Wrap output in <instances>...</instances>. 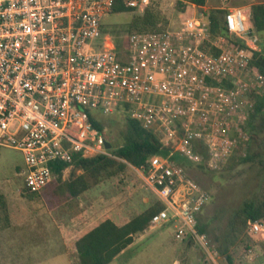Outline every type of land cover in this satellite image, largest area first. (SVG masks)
I'll return each instance as SVG.
<instances>
[{
  "label": "built area",
  "instance_id": "2783aa9c",
  "mask_svg": "<svg viewBox=\"0 0 264 264\" xmlns=\"http://www.w3.org/2000/svg\"><path fill=\"white\" fill-rule=\"evenodd\" d=\"M117 1L0 0V148L22 154L24 185L41 194L57 163L115 158L89 116L108 119L122 108L168 151L148 169L129 165L164 205L149 230L173 229L210 256L199 220L211 198L173 157L219 171L246 156L248 122L264 96V78L251 66L257 35L238 8L220 9L224 33L215 35L209 12L193 5L195 15L161 32L131 33L118 49L102 40ZM120 1L141 14L152 2ZM248 229L264 231L255 222Z\"/></svg>",
  "mask_w": 264,
  "mask_h": 264
},
{
  "label": "rangeland",
  "instance_id": "374dc122",
  "mask_svg": "<svg viewBox=\"0 0 264 264\" xmlns=\"http://www.w3.org/2000/svg\"><path fill=\"white\" fill-rule=\"evenodd\" d=\"M155 1L170 23H178L181 17L197 13V9L191 7L193 5L189 4V0ZM256 1L227 0V6H245ZM179 3L186 5L185 15L179 10ZM208 5L220 7L224 2L209 0ZM246 12L245 10V17H248ZM133 15L134 13H124L108 16L103 22L102 40L106 41L109 37L118 49L127 47L128 36L131 34L128 27ZM256 38L257 47L264 54V34ZM120 121H122L120 116H112L105 120L106 126L111 127L110 138L113 141V148L120 128L117 123ZM229 163L219 171L186 167L189 175L211 198L200 217L207 230L210 256L195 244L177 240L173 229L162 227L156 230L148 229L135 236L133 245L113 264H230L229 258L231 264H264V231L262 234H252L247 228L244 234L235 239L228 229L231 216L245 200L255 197L260 191L264 182V154L255 163L241 164L234 169L229 168ZM24 170L25 163L20 152L0 148V194L5 196L9 205L13 223L10 229H17L20 224L28 225L27 228L32 229H56L54 241L40 235L37 244H29L25 258L19 259L5 249L6 231L0 229V264H77L70 252L71 244L63 247L60 241V238L65 237L61 233H67V230L71 229L72 221L59 210H52L51 193H41L40 198L32 201L25 198L22 176ZM70 171L71 169H67L64 172V179L69 177ZM156 200L154 193L129 167L124 174L105 181L86 193L81 209L86 210L92 220L108 212L117 222H122L143 212ZM3 222L5 221L3 220L2 224ZM12 234L14 235L12 243L15 244V232ZM67 238H64V241ZM224 247L229 249V258L222 253Z\"/></svg>",
  "mask_w": 264,
  "mask_h": 264
},
{
  "label": "trees",
  "instance_id": "16d2710c",
  "mask_svg": "<svg viewBox=\"0 0 264 264\" xmlns=\"http://www.w3.org/2000/svg\"><path fill=\"white\" fill-rule=\"evenodd\" d=\"M206 1L189 0V4L199 7L201 10L205 7ZM179 6L180 12L185 13L186 5L179 3ZM124 13H134L128 27L130 33L161 32L170 24L155 0H152L142 14L135 13L118 0L111 15ZM223 14L224 12L220 10L209 11L211 29L215 35L224 33ZM250 21L254 34L262 36L264 34L263 4H256L250 8ZM251 66L257 69L264 78V54L262 51L252 52ZM117 116L122 117V121L117 123L120 127L117 133L118 138L111 151L115 158L98 156L85 159L75 156L71 163H57L52 168L54 179L43 192L44 194L51 193L52 210H59L72 221L71 229L67 230V235L72 242L71 255L76 259L77 264H113L126 249L133 245L135 236L148 231L152 217L164 209V205L156 200L143 212L122 222H117L108 212L102 214L100 218L92 220L90 214L81 209V203L86 193L103 182L124 174L129 165L139 169H148L149 161L153 156L168 155V151L162 148L156 137L136 121L127 118L122 108L119 109ZM105 120L89 116V121L94 128L98 129L112 144L111 127L106 126ZM247 128L250 143L246 156L232 159L228 165L230 169L245 163H255L264 154V96L258 97ZM173 160L188 168L206 169L204 165L196 166L178 155H175ZM67 169H71L70 175L64 179V172ZM23 190L25 198L31 201L42 196V194L29 193L25 185ZM8 206L5 196L0 194V229L11 227L12 220ZM3 220L5 222L2 224ZM249 222L259 223L264 228V182L258 195L245 200L231 216L228 223L229 233L238 239L247 230ZM199 232L205 235L207 233L206 227L200 220ZM187 243L192 244L191 242ZM228 250L224 247L222 253L229 258ZM229 263H232L230 258Z\"/></svg>",
  "mask_w": 264,
  "mask_h": 264
},
{
  "label": "crops",
  "instance_id": "0c3cea01",
  "mask_svg": "<svg viewBox=\"0 0 264 264\" xmlns=\"http://www.w3.org/2000/svg\"><path fill=\"white\" fill-rule=\"evenodd\" d=\"M208 1L209 0L206 1V5H205V7L202 8V11L209 12L211 10H220L223 8H229V9H237L238 8V9H242L243 11H245V10L247 11L246 13H247L249 20H250V8L256 4H263L264 5V0H257L256 2H251L250 4H246L245 6H227L228 2H225L226 0H223V2H224L223 6L221 5L220 7L219 6L218 7L217 6L211 7L208 5ZM250 23H251V21H250ZM259 51H261V50L259 49ZM11 218H12V216H11ZM12 224H11V226H12ZM27 226L25 224H20L17 229H10L11 227L8 229H3V232L6 231L4 233L5 234L4 241L7 243L5 245V249L7 251H9L8 253H11L15 258H19V259L25 258L26 251L29 248V244L30 245H32L33 243L37 244L39 241L40 235H43L44 238L49 237L54 241L53 235L55 234L56 229H32V228H27ZM13 231L15 232V244L12 243V242H14V235L12 234ZM8 233H9V235H7ZM61 234H64V236H65L62 239L60 238L62 246L63 247L69 246L72 242H71L70 238L68 237L67 233L62 232ZM66 237H68V238L65 239V241H64V238H66ZM126 250H128V249H126ZM126 250L124 252H126ZM7 258H8V256H7Z\"/></svg>",
  "mask_w": 264,
  "mask_h": 264
},
{
  "label": "water",
  "instance_id": "95a60500",
  "mask_svg": "<svg viewBox=\"0 0 264 264\" xmlns=\"http://www.w3.org/2000/svg\"><path fill=\"white\" fill-rule=\"evenodd\" d=\"M105 147H106L107 150H110V151L113 150V145L110 142H108V141L105 143Z\"/></svg>",
  "mask_w": 264,
  "mask_h": 264
}]
</instances>
